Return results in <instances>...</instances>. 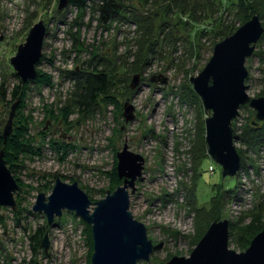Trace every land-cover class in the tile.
<instances>
[{"label":"rangeland","instance_id":"obj_1","mask_svg":"<svg viewBox=\"0 0 264 264\" xmlns=\"http://www.w3.org/2000/svg\"><path fill=\"white\" fill-rule=\"evenodd\" d=\"M186 1L189 5L195 2ZM232 1L231 9L193 24L211 25L214 31L191 43L188 14L181 16L187 22L184 24L166 5L152 6L143 0L126 4L151 16L152 33L147 37L138 23L128 20L102 27L92 17L90 3L81 20L76 7L63 9L68 23L82 21L81 34H77L74 28L68 29V24L52 21L59 0H0V82L5 77L9 90L17 82L11 75L14 70L10 58L39 21L48 32L36 70L48 74L51 80L48 85H31L23 106L15 109L12 131L24 125L23 138L29 143V151L15 162L18 168L14 178L19 185L14 193L15 207L0 206V264H44L42 258L45 264H89V225L66 210L49 224L42 212L32 210V205L39 193H51L56 178L77 182L93 203L104 198L123 184L117 154L124 145L142 157L141 173L133 189L128 188L129 209L133 218L144 224L147 238L155 245L149 259L137 264H166L174 256H188L214 220L229 221L230 249L241 252L249 246L264 228V145L247 144L241 135L247 125L264 132V121L256 120V111L248 104L239 107L231 125L241 168L236 176L223 177L221 167L207 153L206 141L201 144L205 140L204 120L210 112L203 108L201 99L191 100L186 95L189 87L192 89L189 78L202 70L217 42L253 15L259 16L264 28V0ZM114 22L118 24L113 27ZM71 31L77 37L82 35L83 50L73 48ZM224 31L228 32L225 37ZM152 45L154 51L148 52ZM71 50L75 54L64 59L62 56ZM91 51L113 63L115 86L111 99H104L99 109L82 116L74 105V84H64L65 79L52 72L56 69L54 60L72 57L82 66L92 56ZM136 57L141 60L138 66ZM244 65L246 94L264 99V31ZM158 74L166 78V84L150 81ZM134 75L140 80L131 88ZM124 85L128 89L120 90ZM14 103L19 104L16 100L0 102L2 132ZM125 104L133 108L129 121L124 117ZM200 159L205 160L198 166ZM42 227L46 231L38 248L35 243L40 235L35 234ZM46 233L49 244L44 250L41 241ZM23 237L30 243L22 256L15 246Z\"/></svg>","mask_w":264,"mask_h":264},{"label":"water","instance_id":"obj_2","mask_svg":"<svg viewBox=\"0 0 264 264\" xmlns=\"http://www.w3.org/2000/svg\"><path fill=\"white\" fill-rule=\"evenodd\" d=\"M68 1L59 0L57 9L65 8ZM263 31L259 16L253 15L232 34L217 42L202 70L189 78L203 108L210 112L204 120L207 153L221 167L223 177H234L241 168V156L233 143L236 136L231 125L239 107L248 104L256 111V120L264 121V99L250 98L244 84L247 77L245 60L252 55ZM46 34L44 22L35 23L10 58V65L22 83L32 81L37 75L36 66L40 62ZM139 80V75H134L130 87L135 88ZM150 81L167 83L162 74L153 75ZM17 105L14 103L11 107L2 132L4 140L12 132ZM124 108L125 120L129 121L133 117V108L129 104ZM252 123L257 124L256 121ZM117 158L118 175L124 176V181L104 198L93 203L77 182L66 183L56 178L51 193L47 196L39 193L32 205V210L42 212L49 224L66 210L89 225L92 244L89 264H137L148 260L155 248L147 238L144 224L134 219L129 210L128 188L133 189L136 177L141 173L142 157L124 145ZM18 189L17 180L6 164L3 151H0V206L15 207L14 193ZM228 229V220L212 221L188 256H174L166 264H264V228L241 252L229 248ZM48 244L46 233L41 246L46 250Z\"/></svg>","mask_w":264,"mask_h":264},{"label":"trees","instance_id":"obj_3","mask_svg":"<svg viewBox=\"0 0 264 264\" xmlns=\"http://www.w3.org/2000/svg\"><path fill=\"white\" fill-rule=\"evenodd\" d=\"M143 1L146 3H150V5L152 6L166 5L167 10L170 13L174 12V14L178 16L180 22L184 24H187V22L183 21L181 16L185 13L188 14V19H189L188 24H190V29H191L190 36L192 37V40H190L191 43L203 39L204 37L207 36V34L214 31V28H212L211 25L209 26H203L202 24L199 26L193 25L195 22L211 20L212 15L214 13L216 12L219 13L226 8L231 9L234 4V1L232 0H210V1L195 0V2L191 3L190 5L186 0H143ZM163 1H165V3H162ZM243 1L247 3L259 2V0H243ZM128 2L129 0H69L66 7H70V6L76 7L79 10L77 18L81 20L82 16L84 15V11H86L87 4L90 3L91 12L93 15L92 17H95V20H97L102 27H105L106 23L109 24L113 21L128 20L131 23L133 22L138 23L140 30H143V34L149 36L152 33L150 29L152 23L151 16L149 14H142L140 11L133 9L132 7L130 8V6L126 5ZM209 7L212 8L211 13L208 12ZM63 9L61 10L56 9V11H54V14L51 16L52 21H55L62 25L68 24L69 26L68 29L72 27L75 29L74 33L81 34V28L83 27L82 21H77L76 24H74L76 20L74 21V23L71 22L68 23L66 20V14L64 15ZM46 31L48 32L47 27H46ZM71 32H72V36H74L72 43L73 48H76L77 50L80 51L83 50L84 47L81 39L82 35H80L81 37H77L76 35L73 34V31ZM227 33H225L224 31L222 35L225 37ZM170 37H172V35ZM153 45L152 47L149 48L148 52L153 50ZM156 46H157V42L155 48ZM139 51L137 53V56L141 55V53L139 54ZM90 54L92 56L89 58L88 61L85 62L84 65L79 66L78 69L70 70L65 74V79L68 78L74 81L73 83L74 89L72 92L74 105L76 106L78 113H80L82 116H85L88 113L99 109L100 103L104 99H111L110 98L111 91L115 86V80L113 79L111 72L113 63L110 62L108 63L107 60H105L101 54H95V52L92 51L90 52ZM42 58L43 56L40 58V62L38 64L41 63ZM136 60H140V58L136 57ZM140 62L141 60L137 63V66L139 65ZM11 75L16 78L17 82L13 83L11 89L9 90L8 85L6 83V78L3 77L1 79L0 102L7 103L10 101L12 103V101L16 100L17 102H19V104L17 105L18 109H20L23 106V101L25 100L24 98L26 97L27 91L29 90V87L31 85L34 84L36 86L48 85L51 82L50 76L41 71H37V75L35 79H33L32 81H28L26 83H22L21 79L17 76V74L14 71H11ZM123 89L124 91L127 90L128 86L124 85V87L120 90ZM8 95L10 96L9 99H7ZM186 95L191 100L200 99L190 87L189 90L186 91ZM244 130L245 131H243L241 135L243 141H245L247 144L256 142L264 145V132L260 131L258 127H253V126L251 127L247 125L244 127ZM24 131H25L24 125L17 126L14 128V130L5 140L3 139L2 131H0V151H3V157L13 176L15 169L18 168L17 163H15L18 160V156L20 154H26L29 151L28 150L29 143L28 141H26L25 138H23ZM201 144L204 146L205 140L202 141ZM203 160L205 159L202 160L200 159L198 166L202 163ZM213 185L214 183L212 184V186ZM45 231H46L45 228L42 227L39 228V230L35 234V236H38V234L40 235L38 238L39 240L37 239L35 243V247L36 245L38 246V248L40 247L39 244L40 239L42 238L41 236ZM228 233L230 236V230L228 231ZM88 235L89 237H91V233H88Z\"/></svg>","mask_w":264,"mask_h":264},{"label":"built area","instance_id":"obj_4","mask_svg":"<svg viewBox=\"0 0 264 264\" xmlns=\"http://www.w3.org/2000/svg\"><path fill=\"white\" fill-rule=\"evenodd\" d=\"M118 23H116V22H114L113 23V27L114 26H116ZM113 27L112 28H110L109 29V31L110 32H112L113 31ZM106 32L107 31H104V35H106ZM97 38H99V36H97ZM73 54H75V52L73 51V50H71V51H69L66 55H64V56H62V57H64V59H65V56H72ZM64 59H57V61L56 60H54V64L56 65V69L52 72L53 74H55V76L56 77H61L62 79H65V74L68 72V71H70L74 66H75V68L74 69H78L79 68V65L78 64H75L74 62H73V58L72 57H70L69 59H66V60H64ZM56 61V62H55ZM65 65H69L67 68H65V67H60V66H65ZM74 65V66H73ZM73 66V67H72ZM61 73H60V72ZM53 77V76H52ZM65 82H66V85H68V86H72L73 85V83H74V81L72 80V84L70 83V79H65ZM61 226V225H60ZM60 226H58V227H60ZM81 232V231H80ZM29 243H30V241H29V238L28 237H23V241H16V246H15V250L18 252V251H21V254H22V256H23V254H24V249L26 248V247H29ZM0 256L2 257V254L0 253ZM21 256V257H22ZM20 257V258H21ZM19 258V259H20ZM42 260H43V263L45 264V259L44 258H42ZM1 262V261H0ZM17 263L16 264H20L18 261H16Z\"/></svg>","mask_w":264,"mask_h":264},{"label":"bare ground","instance_id":"obj_5","mask_svg":"<svg viewBox=\"0 0 264 264\" xmlns=\"http://www.w3.org/2000/svg\"><path fill=\"white\" fill-rule=\"evenodd\" d=\"M64 84H66L65 82H64ZM130 210V209H129ZM131 212V211H130ZM132 214V213H131Z\"/></svg>","mask_w":264,"mask_h":264}]
</instances>
